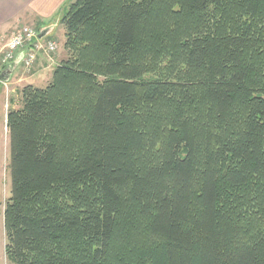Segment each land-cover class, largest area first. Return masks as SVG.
Listing matches in <instances>:
<instances>
[{
	"label": "trees",
	"instance_id": "16d2710c",
	"mask_svg": "<svg viewBox=\"0 0 264 264\" xmlns=\"http://www.w3.org/2000/svg\"><path fill=\"white\" fill-rule=\"evenodd\" d=\"M65 57L9 108L14 264H264V0H69Z\"/></svg>",
	"mask_w": 264,
	"mask_h": 264
},
{
	"label": "crops",
	"instance_id": "0c3cea01",
	"mask_svg": "<svg viewBox=\"0 0 264 264\" xmlns=\"http://www.w3.org/2000/svg\"><path fill=\"white\" fill-rule=\"evenodd\" d=\"M68 2L69 0H0V52L15 26L25 22L33 23L31 25L39 30L45 29L47 31L45 37L56 36L55 32L59 28L61 33L58 34L60 37L63 35L64 39V29L60 19L63 7H66ZM37 55L29 72L18 68L17 65L11 73L5 74L7 67L0 64V129L2 125L6 130V114L9 108L20 107L21 103L19 105L17 103L20 101L18 96L22 87L46 85L51 79L53 67L62 59L60 56L58 60L55 56L50 58L44 50H40Z\"/></svg>",
	"mask_w": 264,
	"mask_h": 264
},
{
	"label": "built area",
	"instance_id": "2783aa9c",
	"mask_svg": "<svg viewBox=\"0 0 264 264\" xmlns=\"http://www.w3.org/2000/svg\"><path fill=\"white\" fill-rule=\"evenodd\" d=\"M38 30L35 26L26 24L16 27L0 52L1 66H7L18 60L25 72H29L40 50L46 53L55 52L57 45L52 40H47L45 45L37 37Z\"/></svg>",
	"mask_w": 264,
	"mask_h": 264
},
{
	"label": "rangeland",
	"instance_id": "374dc122",
	"mask_svg": "<svg viewBox=\"0 0 264 264\" xmlns=\"http://www.w3.org/2000/svg\"><path fill=\"white\" fill-rule=\"evenodd\" d=\"M65 10H66V7H63L62 15L65 12ZM22 24H27L28 26H30L33 23L25 22ZM22 24L16 25L15 28ZM58 33H61L59 28H57L55 32L56 36L49 35L48 37L50 38L44 37L40 41L42 45L43 44L45 45L46 40L54 41V43L57 45V48L55 52L48 53L49 55L48 57L52 58L53 56H55L57 60L59 59L58 58L59 56L61 58L65 57V51L63 49V44H62V42H64L63 35L60 37V34ZM57 60H55V62ZM18 68H22L21 65H19ZM39 86H45V85H39ZM18 97L20 101L17 104L19 105L21 103V97L20 95ZM8 160H9V144H8L7 130H4L1 125V129H0V264H14L7 259L5 252H4L6 238H5L4 227H3V210H4L6 201L10 196V176H9V171H8Z\"/></svg>",
	"mask_w": 264,
	"mask_h": 264
},
{
	"label": "water",
	"instance_id": "95a60500",
	"mask_svg": "<svg viewBox=\"0 0 264 264\" xmlns=\"http://www.w3.org/2000/svg\"><path fill=\"white\" fill-rule=\"evenodd\" d=\"M46 35H47V31H46L45 29H42V30L39 31L37 37H38L39 39H42V38H44ZM17 64H18V60H16V61L13 62L12 64L7 65V69L5 70V74H7V73H8V74L11 73V72L13 71V69L16 68ZM4 81H5V80H4ZM4 81H3V82H4Z\"/></svg>",
	"mask_w": 264,
	"mask_h": 264
},
{
	"label": "bare ground",
	"instance_id": "6f19581e",
	"mask_svg": "<svg viewBox=\"0 0 264 264\" xmlns=\"http://www.w3.org/2000/svg\"><path fill=\"white\" fill-rule=\"evenodd\" d=\"M35 55H37V54H35Z\"/></svg>",
	"mask_w": 264,
	"mask_h": 264
}]
</instances>
